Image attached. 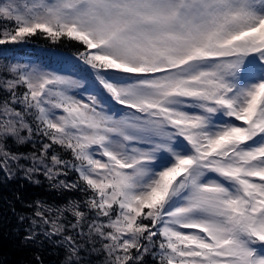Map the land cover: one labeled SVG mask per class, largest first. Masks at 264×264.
<instances>
[{"label": "snow or ice", "instance_id": "snow-or-ice-1", "mask_svg": "<svg viewBox=\"0 0 264 264\" xmlns=\"http://www.w3.org/2000/svg\"><path fill=\"white\" fill-rule=\"evenodd\" d=\"M37 35L75 47L0 48V174L82 199L37 201L24 240L59 237L63 264H264V0H0V46Z\"/></svg>", "mask_w": 264, "mask_h": 264}, {"label": "trees", "instance_id": "trees-1", "mask_svg": "<svg viewBox=\"0 0 264 264\" xmlns=\"http://www.w3.org/2000/svg\"><path fill=\"white\" fill-rule=\"evenodd\" d=\"M33 47L53 52H70L75 45L67 42L52 44L37 35L26 44L0 46V48L13 49L22 56L39 59L40 55L33 50ZM9 145L13 151L17 152L28 153L35 150L31 143L16 145L10 140ZM62 154L66 159H70L67 153ZM76 178L74 172L66 177L69 181ZM35 180L39 183L33 182ZM81 199L82 194L79 191L53 188L42 174L35 175L32 180L24 178L22 173L17 174L12 180L4 179L0 174V264H36L37 256L40 257L42 264H63L66 251L64 247L56 243L59 237L54 236L48 239L41 235L37 237V242L29 243L24 240L25 229L30 227L32 219H38L34 215L37 201L59 207L69 200ZM20 217H24L23 221ZM72 219V216L68 214L67 220ZM86 258L91 261V264H99L102 260V256L95 254Z\"/></svg>", "mask_w": 264, "mask_h": 264}, {"label": "rangeland", "instance_id": "rangeland-1", "mask_svg": "<svg viewBox=\"0 0 264 264\" xmlns=\"http://www.w3.org/2000/svg\"><path fill=\"white\" fill-rule=\"evenodd\" d=\"M33 50L40 55L39 57L40 60L48 61L50 62L52 67H56L55 63L51 61V58L53 56V53H55V51L53 52V51L42 50L41 48L38 47H33Z\"/></svg>", "mask_w": 264, "mask_h": 264}]
</instances>
